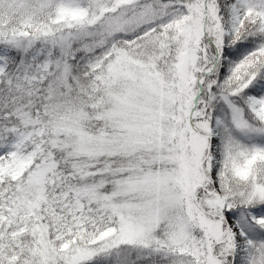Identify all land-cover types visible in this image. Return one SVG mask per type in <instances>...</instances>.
I'll list each match as a JSON object with an SVG mask.
<instances>
[{"label":"snow or ice","instance_id":"snow-or-ice-1","mask_svg":"<svg viewBox=\"0 0 264 264\" xmlns=\"http://www.w3.org/2000/svg\"><path fill=\"white\" fill-rule=\"evenodd\" d=\"M0 264H264V0H0Z\"/></svg>","mask_w":264,"mask_h":264}]
</instances>
